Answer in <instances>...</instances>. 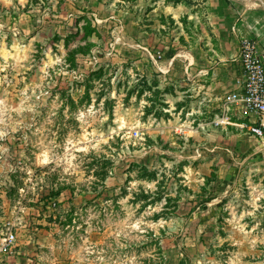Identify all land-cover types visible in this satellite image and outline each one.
I'll return each mask as SVG.
<instances>
[{
  "label": "rangeland",
  "instance_id": "rangeland-1",
  "mask_svg": "<svg viewBox=\"0 0 264 264\" xmlns=\"http://www.w3.org/2000/svg\"><path fill=\"white\" fill-rule=\"evenodd\" d=\"M205 1L0 0V264H264V166L186 72Z\"/></svg>",
  "mask_w": 264,
  "mask_h": 264
},
{
  "label": "crops",
  "instance_id": "crops-1",
  "mask_svg": "<svg viewBox=\"0 0 264 264\" xmlns=\"http://www.w3.org/2000/svg\"><path fill=\"white\" fill-rule=\"evenodd\" d=\"M177 5L175 9L170 5L162 4L158 9H154V12L170 15L174 19L184 10L179 6L180 4ZM204 9L207 14L206 26L211 29L218 41L214 65L210 67L211 63L207 58L201 61L200 69L192 67V63L189 62L186 72L191 77L195 72L200 81L196 85L202 94V101L208 108L215 109L221 105L223 97L235 90L242 82L238 61L241 40L247 37L254 38L264 53V14L260 11L250 12L248 8L242 9L234 0H206ZM173 57L175 56H169L168 64L164 69L159 67L161 74L170 71ZM230 119V123L220 126V151L232 154L230 148L234 150L238 148L239 151L242 150L249 156L257 158L255 164L264 166V139L249 135L246 129L240 127V124L247 123V120L235 115H231Z\"/></svg>",
  "mask_w": 264,
  "mask_h": 264
},
{
  "label": "built area",
  "instance_id": "built-area-1",
  "mask_svg": "<svg viewBox=\"0 0 264 264\" xmlns=\"http://www.w3.org/2000/svg\"><path fill=\"white\" fill-rule=\"evenodd\" d=\"M238 61L242 82L223 97L210 124L222 127L230 123L231 115H235L247 120V123L240 124V127L246 129L249 135L264 139V53L254 38L241 40ZM176 132L185 133L182 127L177 128ZM135 134L137 135L138 131H135ZM13 240L14 235L9 232L2 247H7Z\"/></svg>",
  "mask_w": 264,
  "mask_h": 264
},
{
  "label": "bare ground",
  "instance_id": "bare-ground-1",
  "mask_svg": "<svg viewBox=\"0 0 264 264\" xmlns=\"http://www.w3.org/2000/svg\"><path fill=\"white\" fill-rule=\"evenodd\" d=\"M247 4V7L254 5L256 2H259L261 4H264V0H242ZM255 2V3H254Z\"/></svg>",
  "mask_w": 264,
  "mask_h": 264
}]
</instances>
